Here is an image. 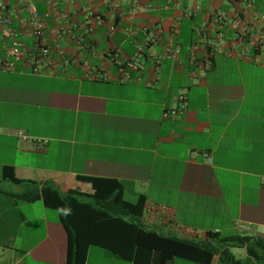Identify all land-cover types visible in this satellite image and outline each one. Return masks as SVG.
Segmentation results:
<instances>
[{"label":"crops","instance_id":"crops-1","mask_svg":"<svg viewBox=\"0 0 264 264\" xmlns=\"http://www.w3.org/2000/svg\"><path fill=\"white\" fill-rule=\"evenodd\" d=\"M26 3L45 16L53 64L40 74L24 60L0 69V264L67 262L58 212L19 199L5 165L64 192L93 193L78 175L118 179L125 199L128 191L146 196L145 223L167 235H264V52L250 51L264 43V0H0L32 48ZM10 44L0 22V59ZM132 57L141 71L129 80L90 78L99 69L117 76ZM181 90L188 108L174 118L168 110ZM17 130L46 143L26 148ZM72 219L79 264H133L135 230L122 231L87 202ZM232 251L242 264L264 262L245 247ZM210 264L224 263L216 255Z\"/></svg>","mask_w":264,"mask_h":264},{"label":"trees","instance_id":"trees-1","mask_svg":"<svg viewBox=\"0 0 264 264\" xmlns=\"http://www.w3.org/2000/svg\"><path fill=\"white\" fill-rule=\"evenodd\" d=\"M250 51L254 55L264 52V43L253 44ZM3 178L21 187V193L17 194L19 199L26 202L42 200L45 206L58 212L67 235L66 264H79L80 259V235L72 219L78 202H87L93 210L109 215L122 231L131 233L135 230L133 264H169L176 258L210 264L216 255L224 264H242L232 251L233 247H245L249 257L264 260L263 236L223 235L219 231H208L204 237L188 238L149 228L144 221L146 196L141 194L135 201L125 199L124 185L115 178L78 175V180L91 185L92 194L75 190L64 192L50 180L20 178L13 165L3 167Z\"/></svg>","mask_w":264,"mask_h":264},{"label":"built area","instance_id":"built-area-1","mask_svg":"<svg viewBox=\"0 0 264 264\" xmlns=\"http://www.w3.org/2000/svg\"><path fill=\"white\" fill-rule=\"evenodd\" d=\"M254 0H247V4L251 6ZM25 9L29 13V27L30 30L28 34L35 37V44L32 48H28L25 45V42L19 37V34L13 28V20L10 16H6L0 11V22L5 27L9 37L11 38V44L8 50L7 57L0 59V69L6 71H15L18 69L17 63L24 60L27 62V65L32 69V71L36 74H40L46 67H51L53 64V49L51 45L45 40V28L46 21L45 16L42 15L37 7L32 3H26ZM260 18L264 19V14H260ZM216 22L223 23L225 22L224 13H220L216 17ZM219 41L222 40V34L219 35ZM149 43L147 42L146 45ZM144 46L139 48V51H143ZM57 49L61 50V46L58 44ZM190 53L193 59L196 57L197 45L193 44L190 47ZM249 49H243L242 54L247 55ZM181 52L180 47H176L175 49L168 50V57L175 58ZM26 57V58H25ZM209 68V65L207 66ZM141 68L135 57L123 62L118 70L117 76L109 73L106 70H94L93 74L90 76L91 79L104 80V81H126L129 80L134 73H139ZM178 105L176 108L168 110V113L171 114L172 117L176 118L180 113L185 111L188 108V96L185 90H181L177 96ZM16 135L18 137L19 142L26 148H34L36 145H43L46 143V140H36L30 137L25 131L17 130ZM165 210V209H164ZM171 218V216L169 217ZM172 220V218H171ZM243 225V224H242ZM190 234L196 233L192 230H186Z\"/></svg>","mask_w":264,"mask_h":264},{"label":"rangeland","instance_id":"rangeland-1","mask_svg":"<svg viewBox=\"0 0 264 264\" xmlns=\"http://www.w3.org/2000/svg\"><path fill=\"white\" fill-rule=\"evenodd\" d=\"M90 186V185H89ZM126 199L127 200H129V201H135L136 200V198L134 197V195H132V193L130 192V191H128L127 193H126ZM55 213H57V211L56 210H53ZM202 232L203 231H200V234H202ZM264 233V232H263ZM223 234V233H222ZM224 235V234H223ZM264 236V235H263ZM243 264H247V262L246 261H244L243 262ZM248 264H257V262L256 261H251L250 263H248ZM260 264H264V262H260Z\"/></svg>","mask_w":264,"mask_h":264}]
</instances>
